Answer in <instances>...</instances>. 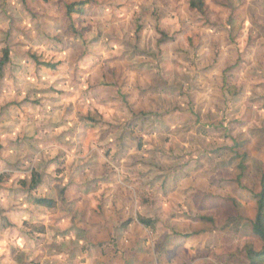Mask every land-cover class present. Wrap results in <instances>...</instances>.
Listing matches in <instances>:
<instances>
[{
    "label": "clouds",
    "instance_id": "obj_1",
    "mask_svg": "<svg viewBox=\"0 0 264 264\" xmlns=\"http://www.w3.org/2000/svg\"><path fill=\"white\" fill-rule=\"evenodd\" d=\"M35 11L0 12V264H155L165 238L184 240V264L198 249L195 264H251L264 252V0ZM206 198L228 213L202 212Z\"/></svg>",
    "mask_w": 264,
    "mask_h": 264
},
{
    "label": "rangeland",
    "instance_id": "obj_2",
    "mask_svg": "<svg viewBox=\"0 0 264 264\" xmlns=\"http://www.w3.org/2000/svg\"><path fill=\"white\" fill-rule=\"evenodd\" d=\"M7 0H0V12H2L3 7ZM20 3L23 4L24 9L29 12L33 16V19H36L38 13L35 11V6H38L40 0H19ZM47 3V0H44ZM18 22L17 19H13L12 23L16 24ZM55 43H60L59 40H56ZM52 67V66H46ZM39 183H42V178L34 177L33 178V190L35 187L38 186ZM199 199V196L195 197ZM230 208L229 202L226 200H218V199H211L206 198L203 201L201 206L202 212L211 211L214 217H222L228 213ZM255 211V210H254ZM229 219L232 222H235V216L230 215ZM198 223L205 226V228H209L213 224V220L208 215H202L197 220ZM189 237H185L187 239ZM184 243L183 239L175 238L169 239L165 238L162 244L155 250V254L160 259H157L155 264H184L183 257L187 256L186 251H182V245ZM134 257H137L135 260V264H151V261L148 259L147 255L144 253H140L139 255L134 253ZM166 255L167 259L164 260L163 257ZM208 255L207 251H201L200 249L197 250V254L195 258H192L190 264H195L196 260L204 259ZM142 257V258H140Z\"/></svg>",
    "mask_w": 264,
    "mask_h": 264
},
{
    "label": "trees",
    "instance_id": "obj_3",
    "mask_svg": "<svg viewBox=\"0 0 264 264\" xmlns=\"http://www.w3.org/2000/svg\"><path fill=\"white\" fill-rule=\"evenodd\" d=\"M72 7H75V6H72ZM72 7L69 8V11L72 10ZM79 7L82 9L84 5L81 4ZM37 204L41 206H46V207L53 206L52 202L43 201V200L37 201ZM254 231L256 232V234L264 237V201L260 202L258 223ZM250 262L251 264H264V252L250 254Z\"/></svg>",
    "mask_w": 264,
    "mask_h": 264
}]
</instances>
